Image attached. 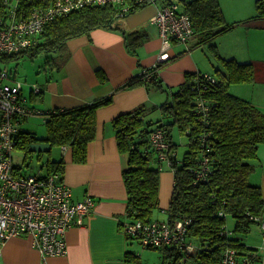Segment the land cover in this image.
<instances>
[{"label":"trees","instance_id":"16d2710c","mask_svg":"<svg viewBox=\"0 0 264 264\" xmlns=\"http://www.w3.org/2000/svg\"><path fill=\"white\" fill-rule=\"evenodd\" d=\"M53 1L25 0L21 4L29 9H43ZM163 1L168 3L172 0ZM128 5L129 11L122 17L119 16L121 8L111 5L90 6L57 17L45 25L35 46L22 55L2 57L33 58L40 52L50 53L48 61L53 66L56 59L61 58L58 54L65 49L68 40L94 29L116 30L118 19L139 9L133 4ZM183 6V12L193 22L194 37L199 45L231 27L224 23L218 0H190ZM254 8V18L264 19V0H256ZM139 38L140 31L124 34L130 53L134 54L140 46ZM210 49L222 69L211 74L214 82L206 80L200 72H190L185 75L184 83L175 90L169 89L170 100L159 106L165 123L147 120L143 106L112 120L118 150L126 153L128 158V167L122 177L126 191L125 214L130 222L151 223L153 212L160 210L158 192L162 162L149 143V136L157 129L165 134L168 144L166 153L173 171L167 222L173 224L178 220H188L185 244L194 246L195 250L193 254H188L179 245L157 248L160 264H187L188 261L193 264H219L224 247L228 245L242 252L241 238H245L252 226L257 224L251 218H261L264 207L260 188L248 182L252 171L250 161L256 159L259 146L264 145V113L229 92L231 85L252 82V67L234 59H223L213 47ZM162 66L145 69L152 72L147 82L140 74L125 88L144 85L147 90H162L158 77ZM13 82L16 83L15 79L10 80V83ZM31 92L40 94L41 89L39 87L37 93ZM111 101L112 96H108L83 106L50 111L43 122L44 137L38 138L19 129L16 149L26 156L30 154L29 148L33 143L68 147L72 150V161L83 163L87 145L95 137L96 111ZM198 101H202L203 110ZM174 128L186 140L187 149L179 160L175 155L177 145L171 139ZM46 166L49 172L63 171L62 160L47 161ZM199 174L201 177H197ZM227 216L234 220L231 232L233 235L236 233L238 238L224 235ZM125 264L144 263L132 252L126 253Z\"/></svg>","mask_w":264,"mask_h":264},{"label":"crops","instance_id":"0c3cea01","mask_svg":"<svg viewBox=\"0 0 264 264\" xmlns=\"http://www.w3.org/2000/svg\"><path fill=\"white\" fill-rule=\"evenodd\" d=\"M189 1L178 3L179 9L185 10L183 4ZM255 1L218 0L224 23L231 26L227 31L202 45L198 44L195 37L187 45L174 42L170 49V59L158 70L162 90H147L144 85L125 88L128 82L157 62L161 40L157 27L150 19L158 6L148 5L118 19L116 30L94 29L65 43V49L58 54H61V58L56 59L53 65L52 72L55 73L50 80L44 85L35 83L41 93L34 94L30 89L35 97L33 102L23 96L22 90L21 96L26 107L43 114L54 109L83 106L112 96L110 104L96 111L95 137L87 145L86 160L83 163L72 161V150L68 147H56L58 153L55 160L63 162L61 175L71 189L72 201L91 197L95 205L83 218L81 226H72L67 231L66 253L44 257L32 246L29 237H10L0 243V264H125L126 253L133 252L136 255L132 250V240L121 230V226L129 221L125 214L126 191L122 177L128 167V158L126 153L118 150L112 120L143 106L147 120L165 123L159 106L170 100L169 89L175 90L184 83L187 73L213 75V69H222L217 59V65L212 63L209 54L205 58L208 64L197 54V49L204 45L213 47L223 59H234L251 65L252 82L231 85L229 92L234 90L235 96L264 113V19L254 18ZM158 3L166 4L163 0ZM134 31H140L138 41L141 44L132 54L126 48L124 34ZM31 117H36V114L25 117L20 130L23 131V126L29 123ZM175 129L171 130V137ZM171 139L176 144L173 137ZM52 148L50 146L48 152ZM175 152L179 160L178 146ZM161 165L158 192L160 214L154 211L153 221H167L166 210L173 188V171L166 163ZM250 165L252 171L248 182L260 188L264 202V145L259 146L257 157L250 161ZM16 169L20 171L19 167ZM38 173L50 172L45 164ZM227 217L233 221L228 229L233 230L234 220ZM261 218L264 221V207ZM233 237L238 238L236 233ZM241 239L243 250L239 252L254 254L257 264H264V232L260 226L256 224Z\"/></svg>","mask_w":264,"mask_h":264},{"label":"built area","instance_id":"2783aa9c","mask_svg":"<svg viewBox=\"0 0 264 264\" xmlns=\"http://www.w3.org/2000/svg\"><path fill=\"white\" fill-rule=\"evenodd\" d=\"M22 1L25 0H0V57L24 54L35 46L37 37L48 22L90 6H118L121 17L129 11L128 4L136 7L158 6L150 19L157 27L161 40L160 53L153 69L170 59L173 42L187 45L194 38L191 18L171 1L159 5V0H54L43 9H29L21 4ZM200 73L206 80L214 82L211 74ZM141 74L146 82L152 76V72L146 70ZM10 80L7 72L0 71V243L10 237H29L32 246L42 256L62 255L66 253L67 231L72 226L82 225L83 218L91 212L95 202L91 197L73 202L71 189L59 172L26 174L13 165L12 153L23 119L33 114L45 119L48 113L26 107L21 96L22 85L19 82L10 83ZM32 90L37 93L39 86L34 84ZM201 102L198 101L203 110ZM149 143L157 151L159 161L170 166L163 131L154 130L149 136ZM197 177H201L200 174ZM251 219L264 232L262 218ZM188 224V220H178L173 224L167 221L146 224L126 221L121 230L145 249L179 245L190 254L195 248L185 244ZM224 235L233 236L226 225ZM219 264H257V259L254 254H241L228 245L224 247Z\"/></svg>","mask_w":264,"mask_h":264},{"label":"rangeland","instance_id":"374dc122","mask_svg":"<svg viewBox=\"0 0 264 264\" xmlns=\"http://www.w3.org/2000/svg\"><path fill=\"white\" fill-rule=\"evenodd\" d=\"M162 0H159V2ZM174 3L178 4L181 3L182 0H173ZM145 7V6H143ZM142 8V7H138ZM211 47L209 45H204L197 49V54L203 59L205 63L208 62L205 60L206 54H209V58L211 59L212 63L217 65V60L213 55V52H210ZM50 53H43L40 52L33 58H29L27 56L20 57L17 59L12 58H0V71L7 72L10 75L11 79H15L16 82H19L22 85V92L23 96H25L28 101H32L35 97L33 94L30 93V89L32 90L33 84H41L44 85L52 74L55 72L53 71V66L50 65V61H48V56ZM211 64L213 67L215 65ZM153 67L149 68L152 69ZM216 68L213 69L215 72ZM13 76V78H12ZM236 86V85H235ZM232 87V86H231ZM232 92V93H231ZM230 93L235 96L234 90ZM240 98L238 96H235ZM242 99V98H240ZM147 119L148 117L145 116ZM29 123L23 126V131L35 134L38 138H43L45 135V126L43 124L42 116L36 115V117H31ZM172 137L175 143L178 146V156L181 158L183 153L186 151L185 146V138L180 136L177 129L173 131ZM58 149L53 147L50 152H43V153H30L25 156L24 152L14 149L12 153V161L13 165L20 168V172L26 174H37L42 166L46 164L47 161L55 160L57 157ZM170 167V166H169ZM156 214H160V210L155 211ZM164 221V220H163ZM166 221V220H165ZM161 222V221H159ZM233 221L227 217V228L232 226ZM255 228V225L252 226V229ZM238 249V248H236ZM132 250L136 252V255L139 258L141 263L145 264H160L161 257L160 252L155 249H145L143 248L138 241L132 240ZM193 254V253H191ZM258 262V261H257ZM187 264H193L191 261H188Z\"/></svg>","mask_w":264,"mask_h":264},{"label":"water","instance_id":"95a60500","mask_svg":"<svg viewBox=\"0 0 264 264\" xmlns=\"http://www.w3.org/2000/svg\"><path fill=\"white\" fill-rule=\"evenodd\" d=\"M50 150V145L46 143H33L30 148V153H43L48 152Z\"/></svg>","mask_w":264,"mask_h":264}]
</instances>
